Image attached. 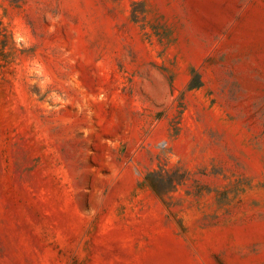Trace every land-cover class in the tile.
<instances>
[{"label": "rangeland", "instance_id": "374dc122", "mask_svg": "<svg viewBox=\"0 0 264 264\" xmlns=\"http://www.w3.org/2000/svg\"><path fill=\"white\" fill-rule=\"evenodd\" d=\"M0 264H264V0H0Z\"/></svg>", "mask_w": 264, "mask_h": 264}]
</instances>
